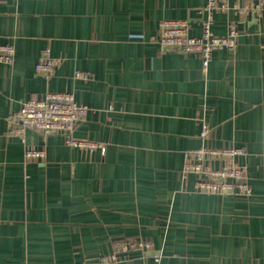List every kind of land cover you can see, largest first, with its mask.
<instances>
[{
    "label": "crops",
    "instance_id": "0c3cea01",
    "mask_svg": "<svg viewBox=\"0 0 264 264\" xmlns=\"http://www.w3.org/2000/svg\"><path fill=\"white\" fill-rule=\"evenodd\" d=\"M206 0H0V264H103L118 241H147L117 264H264V13L238 23L234 51L202 58L160 50L162 22L202 32ZM60 64L35 73L44 49ZM77 72L89 74L78 79ZM73 94L88 108L75 137L29 131L43 159L10 134L21 104ZM205 129L206 136L203 137ZM241 148L249 198L198 194L181 178L184 153ZM116 264V263H115Z\"/></svg>",
    "mask_w": 264,
    "mask_h": 264
},
{
    "label": "built area",
    "instance_id": "2783aa9c",
    "mask_svg": "<svg viewBox=\"0 0 264 264\" xmlns=\"http://www.w3.org/2000/svg\"><path fill=\"white\" fill-rule=\"evenodd\" d=\"M230 13L245 21V18H259L264 13V0H207L202 9L199 37L190 35V25L185 21L162 22L159 33V44L164 51L181 52L183 54H198L202 57V66L206 70L217 50L234 51L239 35L238 23L227 20L224 35H216L213 31L214 18L218 14L230 17ZM15 58V48L10 45H0V64L11 65ZM60 64L58 58L52 55L50 48L42 51L35 66V73L49 81ZM89 75V74H88ZM85 73L77 72L78 79H87ZM88 108L78 104L73 94L47 93L39 98L23 102L18 111L11 116L10 134L25 146V159L34 161L43 159V151L31 149L28 145L29 131L48 138L63 137L70 147L82 148L90 152L95 145L80 141L75 137L76 128L86 117ZM207 129L202 134L206 136ZM245 155L241 148L215 149L204 147L196 151L184 153V164L181 178L185 181L194 177V191L198 194L220 195L249 198L252 195L250 176L245 165L238 159ZM131 251H139L142 258L153 252V245L147 241H118L114 243L113 252L101 257L103 264H117L123 261ZM153 264H165L160 256H152Z\"/></svg>",
    "mask_w": 264,
    "mask_h": 264
},
{
    "label": "rangeland",
    "instance_id": "374dc122",
    "mask_svg": "<svg viewBox=\"0 0 264 264\" xmlns=\"http://www.w3.org/2000/svg\"><path fill=\"white\" fill-rule=\"evenodd\" d=\"M206 3H207V0H206ZM206 6V4L204 5V7ZM203 7V8H204ZM230 16H231V20H235V17L232 15V13H230ZM155 43L157 44V46L159 47V49L160 50H162V48H161V46H160V44H159V35L156 37V41H155ZM171 52H173V51H171ZM175 53H181V52H175ZM187 55H194V56H199L200 57V59L202 58L201 57V55H198V54H187ZM237 197H239V196H237ZM241 198H244V197H241ZM111 254V253H110Z\"/></svg>",
    "mask_w": 264,
    "mask_h": 264
}]
</instances>
